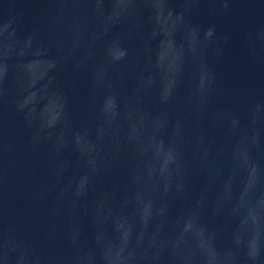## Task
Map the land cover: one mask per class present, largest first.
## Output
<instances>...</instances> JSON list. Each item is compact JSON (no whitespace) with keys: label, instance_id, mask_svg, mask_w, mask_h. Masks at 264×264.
Masks as SVG:
<instances>
[{"label":"water","instance_id":"obj_1","mask_svg":"<svg viewBox=\"0 0 264 264\" xmlns=\"http://www.w3.org/2000/svg\"><path fill=\"white\" fill-rule=\"evenodd\" d=\"M0 264H264V0H0Z\"/></svg>","mask_w":264,"mask_h":264}]
</instances>
